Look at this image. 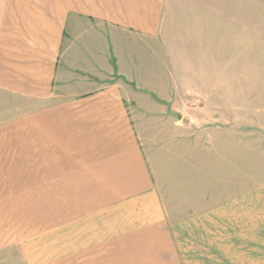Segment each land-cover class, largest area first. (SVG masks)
<instances>
[{"label": "crops", "instance_id": "crops-1", "mask_svg": "<svg viewBox=\"0 0 264 264\" xmlns=\"http://www.w3.org/2000/svg\"><path fill=\"white\" fill-rule=\"evenodd\" d=\"M167 6L0 0V264H225L230 222L262 220L257 186H210L154 64Z\"/></svg>", "mask_w": 264, "mask_h": 264}, {"label": "rangeland", "instance_id": "rangeland-1", "mask_svg": "<svg viewBox=\"0 0 264 264\" xmlns=\"http://www.w3.org/2000/svg\"><path fill=\"white\" fill-rule=\"evenodd\" d=\"M163 27L154 64L186 85L187 132L210 134V186L262 195V220L253 207L216 247L225 264H264V0H168Z\"/></svg>", "mask_w": 264, "mask_h": 264}]
</instances>
